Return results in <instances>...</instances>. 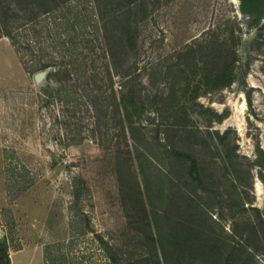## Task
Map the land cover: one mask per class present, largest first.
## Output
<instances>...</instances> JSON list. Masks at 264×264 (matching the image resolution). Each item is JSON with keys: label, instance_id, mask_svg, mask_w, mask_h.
<instances>
[{"label": "rangeland", "instance_id": "374dc122", "mask_svg": "<svg viewBox=\"0 0 264 264\" xmlns=\"http://www.w3.org/2000/svg\"><path fill=\"white\" fill-rule=\"evenodd\" d=\"M145 1L137 59L148 96L133 134L108 96L93 0L9 8L17 44L4 37L25 71L12 85L0 54V240L9 237L11 264H46V246L69 241L73 225L76 245L58 264H108L95 232H81L88 222L129 264H264V11L241 0ZM109 3L122 32L124 3ZM224 61L236 80L213 88ZM46 63L71 79L37 83ZM110 67L119 89L121 68ZM173 124H184L171 141L197 157L201 180L167 153Z\"/></svg>", "mask_w": 264, "mask_h": 264}, {"label": "trees", "instance_id": "16d2710c", "mask_svg": "<svg viewBox=\"0 0 264 264\" xmlns=\"http://www.w3.org/2000/svg\"><path fill=\"white\" fill-rule=\"evenodd\" d=\"M27 3V6H38L44 10V12H49L53 10L55 7L60 6L62 3H66L70 0H24ZM108 4L105 2H101V0H93V8L95 11L96 17L99 21L102 22L100 25V38L103 43V49L108 58L107 70L109 74V83L107 88L110 90V96L112 99V108L114 109V113L117 116L119 122L126 130L130 131L132 134L137 129L139 124L138 120H141L142 114L145 112V103L148 94L141 88L142 81L140 79L142 73L141 69L143 67H139V61L137 59V54L139 53V33L141 28V20L138 19L140 14L145 15V0H122L123 7L126 10L127 21L124 25V29L122 32L114 26V18L106 17L112 13L110 8L109 0H107ZM18 0H0V38L4 36H9L12 39V43L14 45L17 44L16 36L12 31V26L9 23V8L12 7ZM244 11L250 14H256L258 12L259 16H261L264 11V0H241ZM108 5V7H107ZM114 14V13H113ZM132 16V17H131ZM126 38V39H125ZM126 40V41H125ZM129 50H133L135 52V57L133 60L127 61L126 56L128 58ZM217 60V59H216ZM127 62V63H126ZM78 69H82V64L77 63ZM234 62H222L219 64L218 72L219 74L214 77L213 80V88H222L223 86H230L236 79L233 75L235 70ZM121 68L122 82L120 84L119 89L115 87L114 77L112 68ZM51 66L50 63H46L43 65V69H47ZM67 67V66H66ZM145 68V67H144ZM140 70V71H139ZM60 71V72H59ZM59 73H64V76H60ZM72 70L64 68V70H55L49 72L48 81L53 79V76L58 75V79L56 81L62 80H70L71 79ZM83 77L82 75L80 78ZM223 81L222 85H219L220 82ZM90 85L89 81L87 82ZM50 85V83H49ZM97 91L96 89H94ZM73 92V91H72ZM104 92V91H101ZM159 92V91H158ZM107 94V92H106ZM198 94V93H197ZM103 95V94H102ZM101 95V96H102ZM160 96V93H157L155 99ZM163 96V94H162ZM184 116L188 117L187 113H183ZM184 125V124H183ZM183 125L177 127V129L173 125H168L164 130V139L167 140L166 151L171 156L178 157L190 175L196 179H202V172L200 168V164L198 163L197 157H195L192 153L187 152L178 144L171 141L172 137L179 136L181 133L186 131V128H183ZM175 132V135L173 134ZM175 136V137H176ZM176 139L174 138V141ZM81 190H77L75 192V200L76 203L81 201ZM76 214L75 216H77ZM88 217V215H87ZM76 226L73 225L72 235L69 241H62L54 244L47 245L44 251L46 264H58L59 260L56 258V254H60L61 258H65V254L63 248H71L76 245L75 243V233ZM85 229H82L81 232H95L94 240L97 242L98 247L101 249L104 257L108 261V264H129L124 256L120 253V249L117 244L106 239L104 234L91 230L89 222L87 223ZM74 233V234H73ZM10 244L9 237L7 235L4 236L2 240H0V264H11L10 260ZM232 256V253L230 254ZM179 256L182 260H185L189 255L186 254V251H180ZM185 262V261H183ZM178 263V264H186V263ZM171 264V263H170ZM189 264V263H187Z\"/></svg>", "mask_w": 264, "mask_h": 264}, {"label": "crops", "instance_id": "0c3cea01", "mask_svg": "<svg viewBox=\"0 0 264 264\" xmlns=\"http://www.w3.org/2000/svg\"><path fill=\"white\" fill-rule=\"evenodd\" d=\"M0 54H2V60L7 64L5 65V73L7 76L10 75L8 78L11 77L12 85L21 84L23 73H25L24 68L18 60L13 47L8 41H6L5 37L0 38ZM5 73L2 75V77L5 76Z\"/></svg>", "mask_w": 264, "mask_h": 264}, {"label": "water", "instance_id": "95a60500", "mask_svg": "<svg viewBox=\"0 0 264 264\" xmlns=\"http://www.w3.org/2000/svg\"><path fill=\"white\" fill-rule=\"evenodd\" d=\"M48 69L40 70L35 73L34 79L37 83H44L48 80Z\"/></svg>", "mask_w": 264, "mask_h": 264}]
</instances>
